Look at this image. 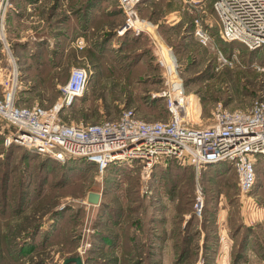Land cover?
Wrapping results in <instances>:
<instances>
[{
    "label": "rangeland",
    "instance_id": "rangeland-1",
    "mask_svg": "<svg viewBox=\"0 0 264 264\" xmlns=\"http://www.w3.org/2000/svg\"><path fill=\"white\" fill-rule=\"evenodd\" d=\"M212 2L205 0L204 8L205 18L214 24L215 48L204 46L194 35L198 13L185 0H145L139 8L140 16L154 25L161 53L177 66L193 102V124L203 126L212 123L219 102L248 110L256 101H264V55L243 61L244 45L237 41L242 47L231 52V57L237 53L235 66L218 67L216 48L222 49L223 41ZM75 13L77 21L69 18ZM85 14L89 23L83 21ZM123 22L118 0H8L0 72L10 65L5 45L9 42L24 79L20 104L53 105L72 69L81 66L90 70L88 89L61 115L64 120H115L125 108L135 109L146 120H165L164 100H151L163 87L164 68L152 38L135 32L125 44L114 37L109 49L100 46L109 30L123 36L118 33ZM80 38L85 40L83 49L76 46ZM137 51L145 54L135 56ZM18 151L0 150V264H64L76 256L84 264H174L179 259L175 245L183 238L190 240L191 247L181 264L202 259L216 264V255L206 251L199 256L200 236L208 231L203 215L193 212L199 183L208 205L207 220L217 222L227 239H233L232 232L242 225L247 232L257 231V245L248 243L244 257L236 262L238 242H234L224 264H264L262 160L257 161L255 189L243 194L228 163L205 168L198 179L186 164L185 169L162 164L147 174L138 162L122 161L101 173L86 161L63 164L39 153L26 157ZM90 192L101 194L99 204L88 201ZM122 215L123 224H116ZM156 215L161 223L158 233L169 236L168 241H153L157 231L150 223ZM109 236L112 241L104 240ZM163 244L172 250L166 258Z\"/></svg>",
    "mask_w": 264,
    "mask_h": 264
},
{
    "label": "built area",
    "instance_id": "built-area-1",
    "mask_svg": "<svg viewBox=\"0 0 264 264\" xmlns=\"http://www.w3.org/2000/svg\"><path fill=\"white\" fill-rule=\"evenodd\" d=\"M143 0H118L124 14L120 35L127 31L147 33L152 38L159 62L164 67L163 88L153 97H161L170 112L168 120H146L133 108H125L115 120L97 123L69 122L62 114L74 106L87 90L89 72L74 67L66 84L60 88L58 100L51 106L20 104L24 79L9 42V66L0 72V134L6 146L18 144L36 153L59 161L73 158L94 162L104 173L114 162L132 161L150 174L158 164H167L176 157L195 168L199 179L207 165L231 163L239 177L243 194L250 193L257 181L256 161L264 155V101H256L251 109H231L219 102L213 108L212 123L194 125L191 118L192 100L186 93L177 66L161 52V40L154 25L140 16ZM198 16L194 35L204 46L215 48L214 24L205 17V0H185ZM8 0H0V39ZM213 9L220 26V37L227 42L240 41L250 49L264 48V0H213ZM83 49L84 38L77 40ZM163 49V47H162ZM217 49L218 67H234L232 57ZM164 51V50H163ZM198 185L195 213L203 215L204 196ZM197 264H205L204 259Z\"/></svg>",
    "mask_w": 264,
    "mask_h": 264
},
{
    "label": "trees",
    "instance_id": "trees-1",
    "mask_svg": "<svg viewBox=\"0 0 264 264\" xmlns=\"http://www.w3.org/2000/svg\"><path fill=\"white\" fill-rule=\"evenodd\" d=\"M144 1L145 0H143L142 2H141V4L139 5V8H140V10H141V6H142V4L144 3ZM90 6L91 7H93L91 4H90ZM89 5H88V7H90ZM212 8H213V2H212ZM212 11H214V9L212 10ZM197 14V13H196ZM79 15L78 14H76L75 13V16L74 15H72L71 17H69V18H71V20L72 19H76L77 17H78ZM123 16V15H122ZM197 16H198V14H197ZM83 17H85L84 18V20L83 21H85L86 20V22L87 23H89V21H88V14H85ZM82 17V18H83ZM70 20V19H69ZM124 20H125V18H124ZM76 21H77V19H76ZM124 23V22H123ZM84 24V23H83ZM193 26H194V21H193ZM81 28H84V30L86 31L87 30V27L85 26V25H83V26H80ZM161 27V26H160ZM161 30V29H160ZM193 32H194V27H193ZM135 35H137L134 31H132V30H130V31H127L123 36H118V34H117V30H109V31H107L103 36H102V41H101V43H100V46H102V48L103 49H109L110 47H112L113 45H112V39L114 38V37H121V41H122V43H126L125 41L127 40V39H130L131 38V36H135ZM140 35V34H139ZM141 35H144V36H146L144 33H141ZM68 37H69V34H68V36H66V38L68 39ZM221 38V37H220ZM222 39V38H221ZM221 41H223V42H221L222 43V51H224L225 53H226V55L227 56H229V57H231V52L233 51V49H234V47H242V46H240V44H239V42H237V41H231V42H227V41H224L223 39L221 40ZM151 44H152V40H151ZM244 45V51H245V53H244V55H243V61L246 59V58H248V56H249V58L251 59L252 57H257V56H263L264 55V53H263V51H264V48H261V49H250V48H248L245 44H243ZM143 54H145V51H137L136 52V54H135V56H140V55H143ZM128 56V55H127ZM129 57V56H128ZM128 57H127V59H128ZM252 60V59H251ZM162 88L163 87H161V90H162ZM88 89V88H87ZM87 91V90H86ZM86 93V92H85ZM85 93L80 97V98H82L84 95H85ZM79 98V99H80ZM158 98H160V97H153V95L151 96V100H157ZM79 99H77V101L79 100ZM161 99H163V98H161ZM164 100V99H163ZM76 101V102H77ZM75 102V103H76ZM165 102V101H164ZM225 106V105H224ZM165 112L167 113V115H168V118L167 119H165V120H168V119H170V112H169V110H168V108H167V106H166V102H165ZM69 122H72V121H69ZM0 150L4 153V152H12L13 150L14 151H17V150H19L18 152H21V154L23 155V156H26V157H28L30 154L32 155H34V154H38V153H36V152H34V151H32V150H30V149H28V148H26V147H23V146H20V145H18V144H12V145H10V146H6L5 145V143H4V136L2 135V134H0ZM40 155V154H39ZM47 157H49V156H47ZM50 159H53L54 161H57V162H60V163H63V164H65L66 162H68V161H74V160H81V161H86V162H89V163H93V164H95L94 162H90V161H88V160H86V159H81V158H73V159H69V160H65V161H59V160H57V159H54V158H52V157H49ZM259 160H262V161H264V155H259L258 157H257V161H259ZM257 161H256V170H257V173H258V165H257ZM114 163H118V162H114ZM114 163H111L110 165H109V167L112 165V164H114ZM223 163H228V162H223ZM175 164H177V165H179V166H181V167H179L180 169L182 168V169H185L186 167H182V166H184L185 164H183L179 159H177L176 157H172V158H170L169 159V161H168V163L165 165V167H169V169L172 167V166H175ZM219 164V163H218ZM228 164H230L231 165V163H228ZM96 165V164H95ZM186 165H189L190 167L189 168H191L192 170H195V168L192 166V165H190V164H186ZM213 165H216V164H213ZM232 166V165H231ZM108 167V168H109ZM161 167H163V165L162 164H158V165H156L155 166V168L157 169V168H161ZM208 167H212V165H207V166H205L203 169H202V171H204V169L205 168H208ZM129 168V167H128ZM212 168H215V167H212ZM232 169L234 170V172H235V174L237 175V179H238V184H239V177H238V174H237V172H236V170L233 168V166H232ZM175 170H177V169H175ZM203 173V172H202ZM256 184H257V181H256ZM256 184H255V187H256ZM255 187H254V189H255ZM253 189V190H254ZM252 190V191H253ZM196 201H197V199L195 198L194 199V201H193V212L195 213V204H196ZM137 208H139V207H136V209ZM135 209V208H134ZM190 211V210H189ZM207 213H208V205H207V201H206V197H204V209H203V220H202V224H203V221H204V229L205 230H208V231H204L205 232V241H204V248H205V251L207 250V254H212V255H216L217 253H218V250H219V236H218V234L215 232V230H216V223H214V221H211V220H213V219H210L209 221L207 220L208 219V217H207ZM212 217H214V215L212 216ZM115 222H116V224H118V225H122L123 224V215H122V221H121V218L119 219V220H115ZM206 223V224H205ZM213 223V224H212ZM121 228L120 229H122V226H120ZM238 227V226H237ZM184 233H182V232H180L182 235H186L185 234V231H183ZM257 231L255 230V229H251L250 228V231L249 232H247V231H245V227L242 225L241 227H239L238 229H235L233 232H232V237H233V239H234V242H238V247H237V256H236V259H237V261L236 262H238L240 259H242L243 257H244V254H245V252H244V249H245V246L248 244V243H251V241H255V245H257V241H259L256 237H254V235H256L257 233H256ZM156 234H158V235H156ZM155 234V238L158 240V241H163L164 242V240L166 239V235L164 234V235H159L160 233H156ZM112 236V235H111ZM174 236V238H175V235H173ZM110 237V236H109ZM169 237V236H168ZM167 237V238H168ZM105 239L104 240H106V241H112V237H110V238H108V237H104ZM255 238V239H254ZM121 239H123V237L121 236ZM183 242L182 243H180V242H178V243H176V247H177V250H178V252H179V259H177V263L178 264H180V263H182L183 261H184V259H183V257L186 255V254H188V251L190 250V247H191V245L189 246V242H190V240L188 239V238H183V240H182ZM181 248H182V250H181ZM179 249H180V251H179ZM190 255H193V253L191 254V252H190Z\"/></svg>",
    "mask_w": 264,
    "mask_h": 264
},
{
    "label": "crops",
    "instance_id": "crops-1",
    "mask_svg": "<svg viewBox=\"0 0 264 264\" xmlns=\"http://www.w3.org/2000/svg\"><path fill=\"white\" fill-rule=\"evenodd\" d=\"M76 46H77V43H76ZM77 48H79L77 46ZM151 226H153V228L157 231V233L160 231V228H161V223H160V220H159V217L158 215H156L154 218H152L151 220ZM217 224V222H216ZM215 232L218 234L219 236V243L221 241L222 244H219V250H218V253L216 254V264H224L226 259H227V252H228V249H229V246H232V244L234 243V239H231V238H226L225 235L222 234V228L220 227V225H216V230ZM168 239H170L169 237L166 238L164 241H168ZM153 241H158L157 239L156 240H153ZM199 241H202L200 242L199 244V256L202 257V254L203 252H206L205 251V248H204V241H205V232L203 234H201L200 236V240ZM223 241V242H222ZM227 241V242H226ZM166 244V243H165ZM164 245V250L162 249V252L163 253V258H166L165 255L166 253H171L172 250L168 249V247H166ZM154 245V244H153ZM152 245V246H153ZM162 245V247H163ZM159 246V245H158ZM176 246V245H175ZM166 247V248H165ZM175 248V247H174ZM165 251V252H163ZM177 251L175 250V253ZM174 264H178L177 261L174 263ZM181 264V263H180Z\"/></svg>",
    "mask_w": 264,
    "mask_h": 264
},
{
    "label": "water",
    "instance_id": "water-1",
    "mask_svg": "<svg viewBox=\"0 0 264 264\" xmlns=\"http://www.w3.org/2000/svg\"><path fill=\"white\" fill-rule=\"evenodd\" d=\"M88 201L92 204H99L101 201V194L98 192H90L88 196ZM84 264L81 256L70 257L65 259L64 264Z\"/></svg>",
    "mask_w": 264,
    "mask_h": 264
}]
</instances>
